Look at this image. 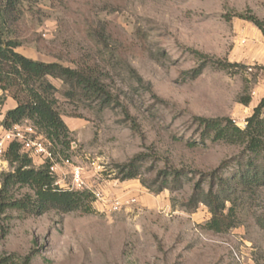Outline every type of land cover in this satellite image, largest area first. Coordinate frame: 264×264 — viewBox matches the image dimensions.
I'll return each mask as SVG.
<instances>
[{"label":"rangeland","instance_id":"rangeland-1","mask_svg":"<svg viewBox=\"0 0 264 264\" xmlns=\"http://www.w3.org/2000/svg\"><path fill=\"white\" fill-rule=\"evenodd\" d=\"M241 13L264 21V0L24 4L17 51L71 68L81 62L98 65L116 102L102 108L97 102L67 99L68 87L51 79L73 140L70 164H59V178L71 187L73 171L80 168L85 190L103 200L94 195L91 213L25 217L7 211L0 220V260L264 264V188L243 225L223 235L204 228L211 219L207 207L194 212L186 207L195 184L240 153L223 142L202 144L195 119L230 118L245 128L264 97V32L236 17ZM204 56L209 61L197 75ZM246 99L251 100L247 106L242 104ZM6 101L0 105V122ZM31 156L36 166L46 163L41 155ZM136 158L141 160L139 178L122 181L120 167ZM171 169L186 174L183 188L157 193ZM9 170L3 158L0 173ZM128 197L137 202L117 212L106 203Z\"/></svg>","mask_w":264,"mask_h":264},{"label":"trees","instance_id":"trees-1","mask_svg":"<svg viewBox=\"0 0 264 264\" xmlns=\"http://www.w3.org/2000/svg\"><path fill=\"white\" fill-rule=\"evenodd\" d=\"M32 1L0 0V105L8 98L17 103L14 109L5 113L2 125L6 130H13L28 123L51 143L50 150L56 157L70 159L72 132L62 118L59 90L51 79L68 87L63 95L70 100L97 102L102 108H108L116 99L105 84L98 65L81 62L71 68L60 63L37 61L17 51L22 47L18 36L23 7ZM236 17L264 32V21L255 15L241 13ZM204 59L206 64L197 75L209 61L207 57ZM223 67L233 66L225 64ZM250 102L246 99L242 104L247 106ZM195 120L202 129V144L211 140L240 148L237 157L223 162L219 169L195 184L193 195L186 203L191 212L200 205L208 208L211 219L204 226L208 232L227 234L243 225L244 216L254 208L264 188V97L245 121V128H240L230 118L197 117ZM133 125L137 127L135 123ZM4 158L10 170L0 173V220L7 211L25 217H41L51 211L62 215L91 213L95 199L92 192L57 186L58 178L51 173V163L46 161L36 166L31 154L23 151L19 142L9 144ZM140 161L136 158L120 167L122 181L139 178ZM164 176L157 193L173 187L182 189L183 179L187 177L184 171L174 169ZM0 264H9L8 259L0 260Z\"/></svg>","mask_w":264,"mask_h":264},{"label":"built area","instance_id":"built-area-1","mask_svg":"<svg viewBox=\"0 0 264 264\" xmlns=\"http://www.w3.org/2000/svg\"><path fill=\"white\" fill-rule=\"evenodd\" d=\"M246 126V123H245ZM21 126H16L13 130H6L0 122V161L5 157L7 148L11 142L17 141L23 146V151L41 155L46 161L51 163V173L57 176L56 185L62 189L85 190V183L82 179L80 168L73 171V185L71 187L64 186L62 180L59 178L58 170L59 164L69 165L70 159H63L56 157L50 150L51 143L38 135L36 129L31 125H26L24 132L20 130ZM97 200H103L102 195L94 193ZM137 202L135 197H128L127 199L115 198L107 201V205L111 211L117 212L122 210L125 206L134 205Z\"/></svg>","mask_w":264,"mask_h":264},{"label":"crops","instance_id":"crops-1","mask_svg":"<svg viewBox=\"0 0 264 264\" xmlns=\"http://www.w3.org/2000/svg\"><path fill=\"white\" fill-rule=\"evenodd\" d=\"M8 104V106H7ZM17 106V103L12 99V98H8L6 101V105L5 108H7V110L5 111V113L11 109H14Z\"/></svg>","mask_w":264,"mask_h":264}]
</instances>
